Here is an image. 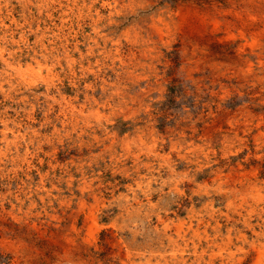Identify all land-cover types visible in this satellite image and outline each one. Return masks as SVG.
<instances>
[{
	"label": "bare ground",
	"instance_id": "6f19581e",
	"mask_svg": "<svg viewBox=\"0 0 264 264\" xmlns=\"http://www.w3.org/2000/svg\"><path fill=\"white\" fill-rule=\"evenodd\" d=\"M168 33L166 42L164 35ZM177 58H195L196 62L202 61L204 68L220 69L223 60L248 65L242 77L251 86L249 92L260 100L248 101L242 94L244 106L240 111L226 122L206 123L202 139H233L241 127L235 115L257 114L249 109L251 102V108H259L260 113L255 116L256 128L244 129L245 137L264 139V0H0V168H14L8 173L13 176L10 183L16 182L20 187L17 200L25 204L37 193L43 211L57 213L56 197L63 194L68 207L71 200L78 199L81 208L76 209L77 215L89 209L85 224L90 229L98 223L94 202L105 200L109 189L103 186L101 171L112 168V158L121 161L116 155L120 147L129 150L130 144L135 143L143 149L148 144L147 154L166 159L167 167L150 162H144L143 167L150 168L157 179L162 177L163 167L169 168L172 175L177 166L173 155L178 151L179 140L184 138L195 147L185 132L179 134L181 126L175 109L166 119L160 112L156 119L151 115L146 119L129 117L125 112L137 102L148 100L152 90L161 87V59H166L170 67ZM121 114L124 119L117 127L112 126V118ZM135 132L137 135L131 136ZM194 132L198 134L196 127ZM74 135L77 138L73 144L48 149L56 139ZM167 146L169 151L162 152ZM140 158L134 161L138 176L144 177L139 170ZM121 163L126 172L123 180L127 181L132 171L127 172L132 169L124 165V160ZM251 163L248 157L239 161L238 167H252L248 172L255 176L248 178L252 186L246 195L257 199L256 211L262 209L258 217L260 229L255 230L259 239L264 235V205L260 206L264 199V164ZM98 179L101 182L96 184ZM119 182L109 183L112 192ZM246 195H242L245 201ZM30 201L28 208H37ZM71 218L76 220L75 216ZM74 222L71 231L65 230L61 237L65 251L79 258L84 249L94 248L97 253L101 236H95L93 230L87 245L78 243L80 229ZM201 222L207 225L205 220ZM230 233L231 230L226 245L231 242ZM120 242L121 252L136 255L127 243ZM258 250L264 257V248Z\"/></svg>",
	"mask_w": 264,
	"mask_h": 264
},
{
	"label": "rangeland",
	"instance_id": "374dc122",
	"mask_svg": "<svg viewBox=\"0 0 264 264\" xmlns=\"http://www.w3.org/2000/svg\"><path fill=\"white\" fill-rule=\"evenodd\" d=\"M135 1L145 3L147 0ZM168 39L169 33L164 35V41L167 42ZM163 45L162 43L161 46ZM165 60L161 59L159 62V70L161 69L164 77V81L160 83L161 87L153 89L148 100L137 102L125 113L129 117L145 119L150 115L156 119L158 114L163 113L161 117L166 119L172 108L175 109L181 126L179 134L185 132L187 138L195 142L193 148L194 145L188 144L184 138L179 140L178 151L173 155L177 164L176 173L169 174V168H165L166 159L161 156L155 159L150 153L147 154L148 144L143 149L135 143L130 144L129 150L120 147L116 155L121 161L116 162L114 157L112 168L108 171L103 168L101 171L104 174L103 186H109V189L105 200L93 201L99 216L98 223L89 229L85 224V215L89 209L82 210L78 216L76 209L81 208L78 199L69 200L71 206L68 207V201H64L66 198L62 197L63 194L56 197L54 201L57 213L53 210L43 211L42 201L36 192L34 198H28L25 204H22L16 197L20 187L16 182L10 183L13 176H9L8 172L14 168L12 165L8 166L9 168H0V264H264L262 253H258V248H264V235L257 239L258 232L255 231L256 228L260 229L258 217L262 209L256 211L257 199L246 195L252 186L248 178L254 179L255 176L248 172L252 167H238V162L248 157L253 166L264 164V139L254 136L246 138L244 132L245 128H256L258 118L255 116L260 113V109L251 108V102L249 109H253L254 113L257 111L255 116L247 117V113L235 115L241 127L238 134L232 135L233 139H202V134L207 129L206 123L212 125L226 122L229 116L240 111L244 106L241 96L245 95V100L248 101L260 100L255 97L254 92H249L251 86L242 77L243 72L248 71V65H236L223 60L220 69L204 68L202 61L196 62L195 58H177L176 64L169 67ZM219 72L222 74L221 78ZM124 117V114L118 118L113 117L112 122L115 124L112 126L117 127ZM246 120H249L248 123ZM195 127L198 134L194 132ZM135 135L136 132L131 134ZM76 138V135L63 136L56 139L48 149L73 144ZM168 147L161 151L168 152ZM259 154L263 155L262 159L257 157ZM137 157H141L142 167L139 170L141 174L144 172V177L138 176L134 161ZM122 160L125 166L128 165L132 169L127 172L132 171L131 178L127 181L123 180L126 172L123 170ZM144 162L157 166L165 164L161 169L162 177L157 179L152 175L150 168L143 167ZM114 165H119V168H113ZM117 180H120V184L115 192H112V185L109 183H115ZM96 181V184H99L101 179ZM242 195L247 196L246 201ZM30 199L38 205L37 208H28ZM234 203L237 205H233ZM263 205L264 199L260 203L261 207ZM72 216H75L76 220L71 218ZM202 220H205L207 225L200 223ZM73 222L80 229L81 237L78 243L88 244L93 238L89 232L93 230L95 236H101V248L97 253H94L92 248V251L84 249L80 258L78 255H68L61 237L65 230L71 231L70 225ZM214 228L220 231L216 232ZM229 230L230 235L232 234L231 242L226 245ZM120 241L127 243V248L136 255L128 256L121 252Z\"/></svg>",
	"mask_w": 264,
	"mask_h": 264
}]
</instances>
